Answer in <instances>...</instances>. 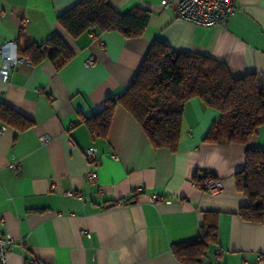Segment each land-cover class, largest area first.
Returning a JSON list of instances; mask_svg holds the SVG:
<instances>
[{
  "label": "crops",
  "instance_id": "obj_1",
  "mask_svg": "<svg viewBox=\"0 0 264 264\" xmlns=\"http://www.w3.org/2000/svg\"><path fill=\"white\" fill-rule=\"evenodd\" d=\"M79 1L0 0V47L16 40L20 52L58 33L73 52L61 68L19 64L8 84L0 80V102L34 122L27 131L0 125V235L17 242L8 264H182L173 247L196 240L207 213L217 214L218 237L204 264H264V223L239 217L248 200L235 180L247 149L264 150V125L248 145L208 143L217 113L192 99L171 152L153 147L120 105L106 138L94 137L85 123L131 87L155 42L222 62L236 77L264 76V0H237L235 16L212 28L176 20L179 0L166 7L162 0H110L121 14L151 12L144 35L131 40L118 31L71 38L58 19ZM92 148L99 160L93 186L86 180ZM16 162L21 170L10 168ZM199 171L222 190L199 189ZM153 195L163 200L152 203Z\"/></svg>",
  "mask_w": 264,
  "mask_h": 264
},
{
  "label": "trees",
  "instance_id": "obj_2",
  "mask_svg": "<svg viewBox=\"0 0 264 264\" xmlns=\"http://www.w3.org/2000/svg\"><path fill=\"white\" fill-rule=\"evenodd\" d=\"M151 12L134 8L121 14L110 0H81L63 13L58 22L73 39L87 33L118 31L126 39L146 32ZM19 54L33 65L44 61L63 67L73 52L58 34L42 44H31ZM200 99L217 113L206 141L212 144L248 145L264 125V76L247 73L234 76L229 67L207 56L187 54L155 42L131 87L99 114L85 119L94 137L106 138L117 106L125 108L143 127L153 147L177 152L181 141L185 105ZM34 122L13 107L0 102V125L27 131ZM245 168L236 177V187L248 200L239 217L249 223H264V150L247 149ZM201 172L193 180L198 186ZM205 175L212 174L204 172ZM217 214L207 213L196 240L180 243L173 252L182 264H204L207 248L218 237Z\"/></svg>",
  "mask_w": 264,
  "mask_h": 264
},
{
  "label": "built area",
  "instance_id": "obj_3",
  "mask_svg": "<svg viewBox=\"0 0 264 264\" xmlns=\"http://www.w3.org/2000/svg\"><path fill=\"white\" fill-rule=\"evenodd\" d=\"M237 0H179L177 7L174 10L176 20L183 21L202 28H212L217 26H225L229 19L236 14ZM170 0H162L161 5L166 7L169 5ZM19 64L31 65V62L23 58L19 54V44L16 40L5 42L0 47V80L8 84L11 80L12 72L16 70ZM88 67H94L95 62L93 59L87 61ZM118 96L115 97V100ZM3 129L0 130V133ZM50 140L49 136L40 138L42 144H46ZM97 149L92 148L87 152V158L91 166V171L86 175L87 183L91 186L96 184L98 179L99 160L96 155ZM13 170H21V165L16 162L10 166ZM200 181L198 188L205 192L221 191L222 184L218 180L213 179L211 176L205 175L201 172L199 175ZM143 192V187L139 186L134 192V195H139ZM68 197H72L73 193L68 191ZM163 200L160 195H153L151 197L152 203H159ZM17 245V242L10 236L0 235V264H8V253L12 247ZM218 258H222L223 251L218 249L216 252ZM33 264L36 262L33 261Z\"/></svg>",
  "mask_w": 264,
  "mask_h": 264
}]
</instances>
